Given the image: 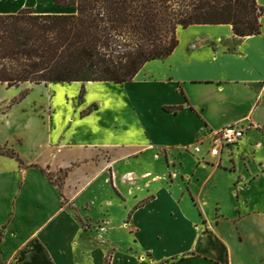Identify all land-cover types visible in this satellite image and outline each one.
<instances>
[{
	"label": "crops",
	"instance_id": "crops-1",
	"mask_svg": "<svg viewBox=\"0 0 264 264\" xmlns=\"http://www.w3.org/2000/svg\"><path fill=\"white\" fill-rule=\"evenodd\" d=\"M22 9L76 13L0 0V15ZM260 24L246 37L230 25L179 29L169 56L119 85L115 129L81 132L69 117L13 131L12 109L0 113V147L23 162L0 154V264H264V16ZM234 124L245 128L240 142L210 157L213 133ZM40 168L68 170L61 190Z\"/></svg>",
	"mask_w": 264,
	"mask_h": 264
},
{
	"label": "trees",
	"instance_id": "trees-1",
	"mask_svg": "<svg viewBox=\"0 0 264 264\" xmlns=\"http://www.w3.org/2000/svg\"><path fill=\"white\" fill-rule=\"evenodd\" d=\"M51 1L60 8L74 6L76 13L22 9L0 15V86L121 85L132 81L147 62L169 56L178 45L179 29L230 25L235 36L246 37L260 33L264 16L257 0ZM92 109L96 106L83 114ZM0 154L23 165L12 149L0 147ZM39 170L61 190L68 170Z\"/></svg>",
	"mask_w": 264,
	"mask_h": 264
},
{
	"label": "rangeland",
	"instance_id": "rangeland-1",
	"mask_svg": "<svg viewBox=\"0 0 264 264\" xmlns=\"http://www.w3.org/2000/svg\"><path fill=\"white\" fill-rule=\"evenodd\" d=\"M82 88L83 96H80ZM125 93V88L110 82H91L89 88H86V84L77 82L47 86L25 84L17 88L0 86V113L12 109L10 129L13 131H17L22 125L37 127L51 124L57 129L71 125L72 120L67 122L69 117L77 119L72 125L78 127L81 132L102 128L103 124L115 129L119 126L118 113ZM22 96L24 98L21 99ZM49 96L51 98H47ZM92 106H96V109L83 114ZM94 137L97 139V136ZM186 166L180 170L182 174L187 172ZM154 167L162 172L164 165L162 161H158L154 162ZM124 184H127L126 189L130 187L125 181ZM93 208V217H98L97 207ZM109 213L110 219L119 221L123 216V209L114 205L110 207Z\"/></svg>",
	"mask_w": 264,
	"mask_h": 264
},
{
	"label": "built area",
	"instance_id": "built-area-1",
	"mask_svg": "<svg viewBox=\"0 0 264 264\" xmlns=\"http://www.w3.org/2000/svg\"><path fill=\"white\" fill-rule=\"evenodd\" d=\"M244 131L243 126L234 124L214 132L210 141L209 156L215 159L233 148L242 139Z\"/></svg>",
	"mask_w": 264,
	"mask_h": 264
}]
</instances>
